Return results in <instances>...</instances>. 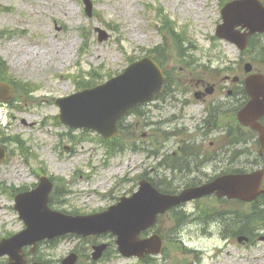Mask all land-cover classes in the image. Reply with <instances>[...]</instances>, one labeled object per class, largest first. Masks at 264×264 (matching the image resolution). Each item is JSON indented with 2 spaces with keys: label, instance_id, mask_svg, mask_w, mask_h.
Returning <instances> with one entry per match:
<instances>
[{
  "label": "rangeland",
  "instance_id": "rangeland-1",
  "mask_svg": "<svg viewBox=\"0 0 264 264\" xmlns=\"http://www.w3.org/2000/svg\"><path fill=\"white\" fill-rule=\"evenodd\" d=\"M90 1L91 17L86 14L83 0H0V58L9 68L3 76L9 82L15 81L18 88L11 105L0 104V126L4 131L0 138L6 139L3 147L11 153L9 161L0 165V186L32 189L40 177L33 171H43L42 174L58 178L55 188L61 187L66 192L53 197L52 208L71 215H91L105 210L117 204L121 197L133 195L144 176L157 178L152 168L159 167L163 151H159L157 159L148 156L151 147L147 149L146 138L149 133H158L162 138L161 130L176 127L167 125L166 121L180 117L183 104L159 103L160 110L152 111V105L144 111V118L131 117L127 130L121 133L123 142L118 143L123 152L110 155L97 133L71 132L59 123L57 98L80 91L90 81L94 86L104 83L111 75L118 76L132 60L146 55L155 59L156 55L149 52L163 42L161 30L167 21L171 24L164 39H169L171 46L165 58L160 59L174 72L173 82L178 83L179 77L194 83L200 79L220 81L232 72L226 68H234L229 60L235 62L239 58L235 45L216 36L217 26L224 23L222 10L233 0ZM171 27L179 37L183 36L181 47L171 38ZM95 28L108 31L110 39L100 42ZM189 66L195 73L192 79L188 77ZM216 70L222 73L215 74ZM93 72L100 76L91 79ZM24 83L31 85L33 95L22 91L19 84ZM204 106L193 103L185 110L200 116ZM177 124L181 125V121ZM138 126L139 129L143 126L139 132ZM187 126L194 130L191 121ZM13 138L22 143L11 141ZM176 141L172 139L169 145ZM133 143L148 152L130 151L127 146ZM25 155L28 162L23 159ZM239 168H243L241 163L229 166V170ZM171 175H174L173 183L182 178L180 173ZM14 206L12 194L0 189V241L25 228ZM192 209L191 206L189 210ZM243 209L244 206L225 202L217 207L221 214L234 211L241 214ZM206 217L203 213V221H188L179 228L178 237L183 239V244L166 232L167 257L160 256L154 263L123 257L118 252L116 237L111 234L44 241L36 251L28 252L27 258L32 262L62 264L63 259L75 252L79 255L78 264H264V242L248 246L236 239L228 240L225 223L204 229ZM102 243L108 244L106 257L93 261V246ZM8 260L7 255L2 256L0 264H7Z\"/></svg>",
  "mask_w": 264,
  "mask_h": 264
},
{
  "label": "water",
  "instance_id": "water-1",
  "mask_svg": "<svg viewBox=\"0 0 264 264\" xmlns=\"http://www.w3.org/2000/svg\"><path fill=\"white\" fill-rule=\"evenodd\" d=\"M235 4L241 6V16L237 15L231 19L224 10L225 24L219 27L218 36L244 47L249 34L264 33V6L258 0H243ZM239 26L248 28L250 33L234 34L233 30ZM101 34L107 37L104 32ZM256 79L251 78L249 83L264 86L262 77L257 81ZM162 84L163 76L158 66L152 60L145 59L103 86L59 100L60 118L65 124L73 127H92L102 132L106 138H111L117 133L118 119L132 107L150 99ZM250 94L253 99L239 113V120L243 125L251 126L264 134L263 128L258 124V119L264 115V87L251 91ZM12 96L13 88L8 84H0V99L8 101ZM2 159L3 154L0 155V161ZM263 177L262 171L228 175L209 185L189 189L180 196L162 195L149 183L143 182L139 193L132 198L122 199L119 205L112 207L108 212L87 217H71L52 211L49 201L53 184L43 178L36 190L16 197V209L28 228L14 238L3 241L0 244V255L8 253L17 264H24L23 256L19 255L24 246L35 245L37 241L66 232L86 236L108 231L118 235L119 249L125 255L158 253L161 251V245H152L154 241H159L158 237L146 241L139 240L141 232L154 224L158 214L188 200L214 193L219 197L253 201L262 192ZM103 249L104 247L98 249L96 260L101 256ZM75 261L76 257L72 256L63 264H75Z\"/></svg>",
  "mask_w": 264,
  "mask_h": 264
},
{
  "label": "flooded vegetation",
  "instance_id": "flooded-vegetation-1",
  "mask_svg": "<svg viewBox=\"0 0 264 264\" xmlns=\"http://www.w3.org/2000/svg\"><path fill=\"white\" fill-rule=\"evenodd\" d=\"M246 58L243 57L241 62L235 64L237 74L226 81L228 84L224 83V79L222 80L223 83L211 84L214 86L211 93L209 92L210 83L205 79H200L196 83H185L183 86L182 93L185 97L182 101L184 108L187 109L195 102L206 103L208 105V116L202 119L201 124L196 127V130L200 132L194 131L193 133L186 125L189 115H185L184 110L181 115L182 125L171 130L174 135H176V132L180 133L175 136L178 139V146L168 147L169 150H172L174 157L181 158L180 172L182 178L179 179L180 184L196 186L217 177L233 164L232 155L236 151V147H241L244 158L247 160L249 167L251 166L252 136L256 137L257 135L247 130V132H243L242 137L237 138V140L234 139L235 107L232 104L233 100H239L241 104L248 100L244 88L246 75L243 72V62ZM218 118H220V123L223 121L222 126L217 124ZM262 123L264 124V118ZM218 128L223 132L220 137L214 140L216 137L214 133ZM254 148L257 149L260 158H258V163H253V168L264 169V144L256 138ZM206 171L211 173L206 174ZM212 199L214 198H210V200ZM194 205L196 206V204ZM184 208L181 207L178 211H182Z\"/></svg>",
  "mask_w": 264,
  "mask_h": 264
},
{
  "label": "trees",
  "instance_id": "trees-1",
  "mask_svg": "<svg viewBox=\"0 0 264 264\" xmlns=\"http://www.w3.org/2000/svg\"><path fill=\"white\" fill-rule=\"evenodd\" d=\"M260 200L256 202V210H253L251 214H243L242 218L244 221H242V218L238 219V223L236 224V229L234 232H231L233 236H237L240 234H252V228L251 226L257 223L262 218V210H260L259 206L261 205ZM261 207V206H260ZM240 223V224H239Z\"/></svg>",
  "mask_w": 264,
  "mask_h": 264
},
{
  "label": "bare ground",
  "instance_id": "bare-ground-1",
  "mask_svg": "<svg viewBox=\"0 0 264 264\" xmlns=\"http://www.w3.org/2000/svg\"><path fill=\"white\" fill-rule=\"evenodd\" d=\"M206 4H207V2H206ZM185 5L188 6V2H186ZM0 209H1V208H0Z\"/></svg>",
  "mask_w": 264,
  "mask_h": 264
}]
</instances>
